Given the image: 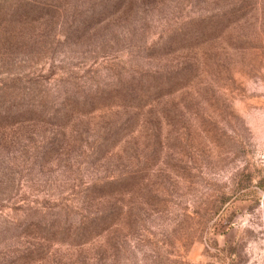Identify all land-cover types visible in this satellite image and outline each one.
Returning a JSON list of instances; mask_svg holds the SVG:
<instances>
[{
  "label": "rangeland",
  "instance_id": "374dc122",
  "mask_svg": "<svg viewBox=\"0 0 264 264\" xmlns=\"http://www.w3.org/2000/svg\"><path fill=\"white\" fill-rule=\"evenodd\" d=\"M123 1L0 0V264H264V0Z\"/></svg>",
  "mask_w": 264,
  "mask_h": 264
},
{
  "label": "trees",
  "instance_id": "16d2710c",
  "mask_svg": "<svg viewBox=\"0 0 264 264\" xmlns=\"http://www.w3.org/2000/svg\"><path fill=\"white\" fill-rule=\"evenodd\" d=\"M126 1H128V2H134V0H124L123 1V3H125ZM95 5V4H94ZM93 5V6H94ZM91 7V9L90 10H93V9H95L96 7H98V6H94V7ZM111 18H107L105 21L108 23V24H111V23H113L114 22V20H110ZM126 21H123L122 23H125ZM138 23V22H137ZM182 25H183V23H182ZM181 25V26H182ZM183 28V26L182 27H178L177 29L178 30H180V29H182ZM132 32V30H128V28H126V30H125V32H123V36H127V35H129L130 33ZM110 41H111V38H106L105 40H103L102 41V45L103 44H106V45H108L109 43H110ZM164 41L162 40V41H160V42H156L155 44H154V46H152V47H150V48H153V47H155V48H159V47H162V46H164ZM166 43H168V42H166ZM130 76V79L128 80V81H126L125 83H120V84H118V85H116L115 87L116 88H119V87H122L123 88V90L124 91H126V93H128V94H126V96H131V97H133V96H141V92L138 90L139 89V87H142L143 85H144V83H140V82H137L136 80H134V78H133V76H132V74H130L129 75ZM125 102V98H122V100H121V103L123 104ZM126 106L124 105L123 106V108H125ZM125 125H128V123H124V122H122L121 123V126H125ZM87 228V227H86Z\"/></svg>",
  "mask_w": 264,
  "mask_h": 264
},
{
  "label": "built area",
  "instance_id": "2783aa9c",
  "mask_svg": "<svg viewBox=\"0 0 264 264\" xmlns=\"http://www.w3.org/2000/svg\"><path fill=\"white\" fill-rule=\"evenodd\" d=\"M262 157L264 158V148H263V150H262Z\"/></svg>",
  "mask_w": 264,
  "mask_h": 264
}]
</instances>
